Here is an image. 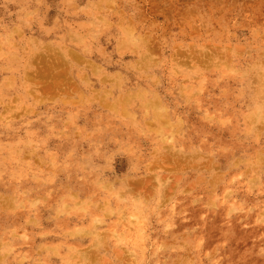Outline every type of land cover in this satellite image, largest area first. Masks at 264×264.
I'll return each mask as SVG.
<instances>
[{
  "label": "rangeland",
  "instance_id": "1",
  "mask_svg": "<svg viewBox=\"0 0 264 264\" xmlns=\"http://www.w3.org/2000/svg\"><path fill=\"white\" fill-rule=\"evenodd\" d=\"M119 2L0 0V157L15 163L0 166V206L9 211L0 210V258L11 250L3 264H73L74 252L88 249L90 238L74 233L92 225V218L60 216L67 196L71 203L100 207L109 197L114 213L129 214L128 207L141 216L146 235L159 238L146 244L147 260L130 264H264V103L261 119L245 117L257 103L258 89H264L255 79L258 73L264 76V0H213L218 8L210 24L215 27L204 30L196 26L201 21H188L164 34L161 20H147L140 8ZM138 35L153 50L148 62L141 58L147 54L144 44L140 48L134 40ZM188 52L212 54L221 66L178 68ZM28 76L41 87V97L28 91ZM64 90L70 96H62ZM214 97L223 110L221 119L209 123ZM145 101L165 113L160 124L152 110L144 116ZM122 109L134 114L144 131L127 128L129 117L119 122ZM154 159L161 161V171H147ZM15 167L22 169L20 179L13 178ZM157 178L180 186L160 207L167 213L180 200L174 222L163 229L156 213L142 216L130 203L113 200L125 185L152 191ZM224 196L236 202L230 215L248 225L224 243L207 246L208 233L189 220L201 211L186 214L183 206L205 207ZM154 202L145 198L142 204ZM209 206L206 215L212 213ZM100 216L95 230L106 243L102 260L93 264H103V258L112 264L118 258L107 257L116 252L119 237L112 235L127 227L118 218L114 224L117 214ZM239 233L244 240L237 248ZM158 242L164 243L163 251L150 259ZM241 255L245 258L237 260Z\"/></svg>",
  "mask_w": 264,
  "mask_h": 264
},
{
  "label": "bare ground",
  "instance_id": "2",
  "mask_svg": "<svg viewBox=\"0 0 264 264\" xmlns=\"http://www.w3.org/2000/svg\"><path fill=\"white\" fill-rule=\"evenodd\" d=\"M119 1H120L119 3L125 4V6L128 5L130 7L135 6L137 8H140L141 11L144 13V18L147 20H151V21L154 19L157 21L161 20L162 25L158 27L162 34L166 33L168 30H173L175 28L179 29V27L183 25L184 22L187 23L188 21H201L202 25L198 24L196 26L198 28H203L204 30H206L207 28L215 27V25L210 24V21L213 19V14L216 12V8H218L217 6L218 4L216 2H213V0H129V1L119 0ZM227 7H231L229 1H228ZM157 13L162 14V15L156 16ZM226 20L227 19H225V21ZM206 24L208 25V27L205 26ZM222 24L223 22L219 25L217 24L216 27H220L222 26ZM185 27L187 28V31L189 33L194 32L192 26H189V24H186ZM143 31H146L147 33H151L147 28H144L141 32ZM133 36L134 35H131V39L133 38ZM144 36L145 38L147 37L146 35ZM137 38L138 39L135 38L134 40H136L139 47L143 48L145 46V48L147 49L146 50L147 54L141 58L145 62L150 61V55L153 53V50L149 47V40L148 39L145 40L141 35H138ZM141 50L143 53L144 49H141ZM188 53H189V56L179 58V62H177L178 68L183 69V70H186V69L198 70L197 68H204L205 70H208V69L214 70L218 66H221L220 61H217V57L212 54H200L199 56H193L191 52H188ZM141 55H144V54H141ZM224 58L227 60L226 56ZM27 67L29 69L31 68L30 63H27ZM140 68H143V67H140ZM255 79H256L258 87L264 86V76L263 75L261 76V74L258 73ZM35 84H38L37 81H34L31 83L29 76L26 77V87L28 91H30V93H32L33 95L38 94L39 97H41L43 93L41 92V89H40L41 87ZM261 92H263L264 94V89L262 91L258 89V96L254 98V100L257 103H254L251 112H249V114L245 116L247 120L250 119L252 121V120L261 119V111L263 108L262 103H264V102H260V100L262 101L264 100V95H262ZM63 95L70 96V91L64 90L62 92V96ZM153 98H156V96L154 95ZM213 99H215V97L210 98L212 102L209 104V106H212L213 108V110L210 111L212 113L208 112L209 115H206V117L209 118L208 119L209 123L213 120V118L219 117V119H221V115H222L221 112L223 110V107L219 106V102L218 101L215 102ZM149 101H145L144 103H142V107L145 109L144 116H148V114H151V110H152L151 116L155 118L157 122H159L160 117L162 118V116L165 113L162 112L160 109H157V107L151 106L152 102H149ZM224 107L228 109L230 105L227 103ZM110 108L112 110L114 109V107L112 106ZM128 117H129V122L127 121V123L125 124L127 128L129 129L133 128L134 133L137 131L139 132L144 131L141 129V126L144 124L138 120H135L134 114L129 113L128 110L122 109L121 114H118L116 119L119 122H124V120L128 119ZM203 121H205L204 118H203ZM219 123L225 125L223 121H219ZM165 128H166L165 125L160 126V130H165ZM212 128L213 127H211V129ZM179 129H180V126L178 127V130ZM178 133L181 135L180 131ZM146 135L147 134L145 133V136ZM155 135H161V133L158 132V134H155ZM4 160H5L4 157H0V162H1L0 166H2L1 169H3V167H6V166H15L14 162L8 161L7 163H5ZM154 160L150 162L149 168L147 169V171H150V170L154 171L152 169L161 171L160 169L161 161L160 160L154 161ZM91 164L94 167H97L93 163ZM181 169H185V167H181ZM15 170H16V167H15ZM21 170L22 169L19 167L16 170L15 175H13V178L20 179ZM84 179H87V178H84ZM149 179L152 180V177L149 176ZM157 184L158 186L156 188L154 187L152 191H148L145 187H142V188H139L138 192H135L134 189H130L129 186L125 185L123 191H121V193H118L117 197L114 196V199H113L114 203L116 205L120 202L124 204L130 203L131 206L135 208L137 211L141 210L140 213L142 216L145 215V212L146 214L156 213L157 217L160 220V223L162 224L160 226L161 229H163L165 226L169 227L171 223L174 222L175 211L177 209V206L180 200H177L174 205L167 208L166 209L167 213L160 212V210L162 209L160 207L164 206V204H166L167 201H170L171 199L170 195L175 192V188L179 189L180 186L178 182L175 183L174 181V183L171 184V181L165 178L163 179L157 178ZM106 188H107V191H111L110 189H112V185L108 184L106 185ZM183 191L184 190H182V193ZM185 192L186 191H184V193ZM105 194L106 196H110L107 193ZM153 197L155 200L153 204L149 205L148 207H145L144 204H142L145 202V198H149L150 200ZM94 198H98V196H94ZM87 199L92 200L93 198H87ZM108 199H111V198L109 197H107L106 199L103 198L104 202L102 204V207H100L96 203L94 204H96L97 206H93L88 201L87 202L84 201L85 203H82V204L71 203L73 198L71 196L65 197V200L67 202L62 205L61 207L62 210L59 213L60 216L66 217L67 214H72L75 216L82 215L84 217V215H89L92 218V222H91L92 225H88L87 229L83 228L81 231H77L76 233H74V235H77V236L84 237L85 235L89 237L90 244L86 251H75L74 252V254L71 257V260L74 261L73 264H76L75 261H77L78 264L79 263L80 264H93L94 261H99L101 259L99 256L101 253V246L106 242H105V237L101 236L99 233L96 232L95 225L97 223L102 222V220L98 218L102 214V212L104 214L101 216H107V215L112 216V215L117 214V216H115L114 218V224L116 225L115 220L118 218L119 220L118 223L123 225V229L125 226L127 227L124 230L121 229L123 231L122 234H119L118 231H116L115 235H112L114 237H117V236L119 237L116 240V243L118 245H116L113 241L114 245L116 246V252L112 251L113 252L112 255L107 257L109 260H114L115 257H117L118 259L120 257H123L121 258L122 264H125L124 258L128 261L129 264L131 262L133 263H137L139 261L141 262L142 258H144V260H147L145 256L147 255V252H148L147 250L148 245L146 244L151 241L155 242L156 240H158L159 237H153L150 239L146 235L144 229L148 225H146V223L142 221L141 216L139 214H136L133 210L129 209L128 207L126 208V210H129L131 212L129 214L124 213L121 209L116 210V212L114 213V211H112L110 208L111 206H110V202L108 201ZM137 203L140 205H138ZM198 205L199 206L196 209H194L195 204L189 203L188 205L183 206V209L186 214L197 213V211H201L200 216L195 215V217L189 218V220H190V223L195 222L194 227H196L199 231L204 230L203 233H206V232L208 233L209 242H206L207 246H210L211 244L213 245V243H219V244L220 242L224 243L226 241L225 238L235 233L236 231L238 232V229H239V232H243L242 227L248 225V223L240 225L241 223L240 220L236 221V219L230 215L236 211V208H237L236 202L232 200H228L227 197L225 196L222 198L215 197L212 199L210 203L206 204V206L210 205L209 206L210 208L213 205V208H211L212 213L209 215H206V213L210 209H208L206 206L205 207L203 206L204 207L203 208L201 206L202 203H198ZM35 206H36V203L30 204L31 208ZM98 208H102L101 209L102 212H99L97 210ZM0 210L3 212H9L8 206L4 205L3 203H1ZM0 216L2 215L0 214ZM3 219H6V216H4ZM0 222H1V219H0ZM66 222L68 221L64 220V223ZM125 222L127 223L125 224ZM129 226L133 227V231H132V228H130ZM237 226L238 228H236ZM115 227L116 226H114L113 229H116ZM240 234H244V233H239L237 237L235 238V245L237 246V248L241 245V244H238V242L244 240L243 236ZM162 238H165V235L161 236L159 240H161ZM74 239H77V238H74ZM199 243H201V241H199ZM127 244L128 246H126ZM163 245L164 243L162 244H160V242L156 243V249H152V257H150V259H153L154 256L157 255L158 252L163 251L162 248L160 247ZM12 247L14 246L12 245ZM121 247H125L129 251L121 249ZM10 252L11 250H8L6 254L2 258H0V264H3L6 262V261L5 262H2V261L6 258V256ZM244 258L245 257L241 255L237 257L236 259L243 260ZM118 259L116 261H113L112 264H119ZM103 260H104L103 264H109L106 262L105 258H103Z\"/></svg>",
  "mask_w": 264,
  "mask_h": 264
}]
</instances>
